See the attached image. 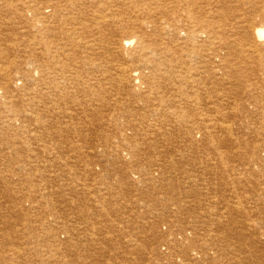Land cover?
<instances>
[{"label": "rangeland", "instance_id": "374dc122", "mask_svg": "<svg viewBox=\"0 0 264 264\" xmlns=\"http://www.w3.org/2000/svg\"><path fill=\"white\" fill-rule=\"evenodd\" d=\"M61 1L63 0L59 2ZM66 1L64 0V2ZM72 1L69 0L70 3ZM80 1H73L74 4L72 3V6L67 10L65 3L61 2L60 4L58 0H52L54 4H58L57 11L61 12L55 14L51 8L46 9L48 4L45 2L52 4L51 0H0V264H39L42 259L41 264H264V47H259V50L255 49L257 52L250 50V45H248L244 34L253 27L254 29L264 27V0ZM20 7L23 8L20 10ZM42 7H44L43 11ZM149 9L151 12L148 11ZM50 14L55 15L54 19H51L52 22L50 20L46 23L43 18ZM42 16L44 17L42 18ZM35 17L39 21L35 20ZM73 18H76V21ZM178 18L182 19L180 23L174 22ZM55 20L58 22L55 23ZM163 20L168 24H164L162 27V24L165 23L162 22ZM35 21H43L41 22L43 24ZM152 22H156L158 26ZM140 23H144L142 29L138 26ZM41 27H44V30ZM161 27L165 29L162 30ZM186 27H189V30ZM66 28L70 30L67 29V32ZM220 28L226 32L218 34L217 32L222 31ZM245 28L248 30L245 31ZM55 29L59 30L55 31ZM206 29L216 34L218 46L216 41L213 43L212 40L207 39L209 35L204 34ZM141 30H145V32H141ZM202 30L204 33L201 34ZM49 32L51 33L49 34ZM116 32L119 33L118 36ZM114 33L117 37L116 40L122 38L124 34L143 37L147 43L151 42L148 45L152 47L150 49H154L152 45L156 43L158 52L163 57L152 55L150 54L152 51L149 52V50H140L139 43L136 41L130 48L122 50H118L115 45L110 44V47L107 40L110 38L108 41H111V36ZM160 33L161 35H159ZM196 33L197 35H195ZM51 37L53 40L50 39ZM243 37L246 41L242 39ZM178 41L180 42L177 43ZM186 41L188 45L185 43ZM207 42H211L210 45ZM58 43L63 46L58 47ZM200 43L203 45L201 44V46ZM35 44L37 47H34ZM258 44L261 45L259 42ZM41 45L44 47L45 53L41 49ZM205 46L207 47L205 48ZM208 46L211 48L214 46L215 49L212 48L214 51ZM185 47H188V51ZM71 48L72 51H70ZM165 49L167 52L163 51ZM61 50H64V54ZM90 50L94 52L90 53ZM247 50L248 52H246ZM33 51L35 52L33 53ZM104 51L105 53H103ZM215 51L219 55L214 54ZM72 52H74V56L71 55ZM120 52L123 56H120ZM212 52L214 53L212 54ZM46 53L48 54L46 55ZM192 53H195L197 57ZM52 54L55 60L50 59ZM204 54L209 56L207 58L209 60L205 59ZM34 55H42V58L36 57V59ZM68 55L71 57L69 58ZM213 55L216 56L213 57ZM62 56L65 60L62 59ZM111 56H113V62H111ZM84 58L88 60L85 62ZM40 59H44L45 62L41 63ZM117 59H119V63ZM146 59H151L157 64L165 62L171 65L170 68L177 66L179 72L186 71V76L191 81L188 80L189 83L184 81V87L182 86L179 91L178 98H175L167 87V90L163 89L164 91H162L161 89L160 93L152 90L153 94L149 93V95L148 92L143 95L142 91L145 92L146 89L140 87L141 90H135L137 94L129 96L131 91L135 92L133 91L134 86L129 82L123 86L119 84L129 93L123 95L121 102L129 111L133 108L139 111L144 108L142 101L154 104V101L157 100L156 107H160L168 113L169 117L173 118L168 120L171 123L167 129L171 128L174 135L168 133L166 136L160 132L162 131L163 117H151L152 113L144 115L146 108L139 111L138 115H119L116 112L115 101L109 100L111 95L107 92L101 94L100 86L102 84H104L102 85L104 88L110 89L109 84L113 83L110 82V78L117 79V72L114 71L117 65H127L128 67L142 65ZM166 59L167 61H165ZM179 59L182 60V64ZM170 60L174 62L172 63ZM207 61L208 63H206ZM60 63L63 66L60 67ZM72 64L73 67H70ZM198 64H202V66ZM230 64L236 65L232 68ZM55 66H57L56 69ZM169 67L163 66L162 70L167 71ZM105 73H108L107 77ZM81 76L84 79H81ZM32 77L37 83L33 81ZM53 77L54 80H52ZM192 77L193 79H191ZM200 79H204L205 83L209 81L210 85L204 84V81ZM38 81L47 84L48 88ZM46 81H49V84ZM73 81L75 82L73 83ZM194 83L197 88L195 90L188 89ZM73 85H77L74 87L78 88L77 92ZM34 87H37V90ZM163 87L164 85H162ZM71 88L74 96L71 94ZM199 88L200 90H198ZM50 93L53 97L49 95ZM162 93H165L166 96ZM38 95L41 96L37 97ZM59 96L61 99H58ZM138 96H141L142 100L140 98L139 101ZM91 97H93L92 100ZM193 97H195L194 100ZM100 101L104 102L103 105L108 104L109 106L105 107L101 113H95L93 107H98ZM163 101L168 103L163 105ZM171 101L174 103L170 106ZM60 102L65 106L60 104V110L56 111L55 108ZM79 102L80 105L87 107V110L85 109L81 114L80 112L72 113L73 110L70 109H73ZM44 105H48V110ZM173 106L180 110L178 111L181 113L179 120L176 118L177 116L173 117L175 110L172 108ZM44 109H46L44 115L47 118L42 115L43 112L41 113ZM63 109H68V114L65 112L66 117L65 113L61 112L63 114H61V118L60 114L58 116L56 113ZM26 112L29 114H25ZM115 112L116 115H114ZM50 113H54L52 117L54 115L56 117L50 118ZM37 115V118H33ZM140 116H146L148 119L141 120ZM115 117L116 119H114ZM27 118L31 119L27 120ZM47 121L48 130L42 127V122L45 124ZM143 121L145 122L143 123ZM31 122L33 125L30 124ZM61 123L62 125H60ZM127 123L134 126L137 123L136 132L141 138L139 142L146 143L147 141V144L143 145L142 143L141 151L128 150L129 154L131 153V156L134 157L130 158L131 156L124 151H111L100 146L104 139L109 138L108 136L111 134L116 136L120 133L114 131L115 125L128 126ZM8 127L11 129L9 130ZM56 131L59 133L57 134ZM203 135H207V137H203ZM155 136L156 138L164 137L166 140L162 138L156 140ZM171 136L173 139L169 138ZM133 138L131 141L134 140ZM161 141H166V144ZM153 142L157 146L149 147L148 145ZM21 143L23 145H20ZM53 145L55 146L53 147ZM120 152L124 153L122 155L123 163L118 157ZM138 159H141L142 162H136ZM157 160L161 161L157 164ZM153 162L157 165L155 166ZM138 167L140 168L138 169ZM144 168L149 172L146 176H143L142 173ZM139 173H142V176ZM1 174L5 180L1 179ZM68 174L71 176L69 177ZM17 175H20L19 178ZM60 175L63 176L60 178ZM148 179L150 180L148 181ZM4 182L5 184H3ZM103 215L107 216L103 218ZM184 227H188V229L190 227L186 234L181 230ZM15 253L16 256H14Z\"/></svg>", "mask_w": 264, "mask_h": 264}, {"label": "bare ground", "instance_id": "6f19581e", "mask_svg": "<svg viewBox=\"0 0 264 264\" xmlns=\"http://www.w3.org/2000/svg\"><path fill=\"white\" fill-rule=\"evenodd\" d=\"M5 1V0H4ZM50 1V0H49ZM60 0H58V2H59ZM74 2H75V0H73ZM73 1H72V3H73ZM80 1V0H79ZM150 1V0H149ZM154 1H156V0H154ZM7 2V1H6ZM51 2H52V0H51ZM50 2V3H51ZM62 3H65L64 5L66 6V8H67V10L70 8V6H72V3H70L69 2V0H67L66 2H64V0L63 1H61ZM61 2H59L60 4H61ZM153 2V1H152ZM160 2V1H159ZM182 2V1H181ZM180 2V3H181ZM191 2V1H190ZM194 2H196L195 0H194ZM8 3V2H7ZM10 3V2H9ZM12 3V2H11ZM45 3H47L48 5L46 6V9H48V8H51L52 10H53V13H55V14H60L58 11H57V9L56 8H58L57 6H58V4L56 5V4H54L53 2H52V4H49L48 2H45ZM77 3H78V1H77ZM80 3H81V1H80ZM149 3V2H148ZM154 3V2H153ZM152 3V4H153ZM156 3V2H155ZM40 5H41V3H39ZM44 4V3H43ZM59 4V5H60ZM74 4V3H73ZM182 4V3H181ZM194 4H196V3H194ZM198 4V3H197ZM196 4V5H197ZM12 5V4H11ZM37 5V4H36ZM35 5V6H36ZM45 5V4H44ZM43 5V6H44ZM63 5V6H64ZM148 5V4H147ZM191 5V4H190ZM34 6V7H35ZM76 6V5H75ZM74 6V7H75ZM79 6V5H78ZM163 6V5H162ZM33 7V8H34ZM60 7H62L61 5H60ZM195 7V6H194ZM196 7H198V6H196ZM23 8V7H22ZM21 7H20V10L22 9ZM29 8V7H28ZM32 8V7H31ZM36 8V7H35ZM35 8H34V10H35ZM43 9H42V11L44 10V7H42ZM63 8H65V7H63ZM62 8V9H63ZM149 8V7H148ZM161 8V7H160ZM200 8V7H199ZM61 9V8H60ZM75 9V8H74ZM102 9V8H101ZM182 9V8H181ZM193 9V8H192ZM19 10V11H20ZM29 10V9H28ZM31 10V9H30ZM37 10V9H36ZM41 10V9H40ZM66 10V9H65ZM65 10H63V11H65ZM72 10V9H71ZM70 10V11H71ZM151 10H153V9H151ZM194 10H196V9H194ZM193 10V11H194ZM60 11V10H59ZM62 11V10H61ZM73 11V10H72ZM139 11V10H138ZM148 11H150V9L148 10ZM203 11V10H202ZM202 11H200V12H202ZM46 12V11H45ZM151 12V11H150ZM20 13H21V11H20ZM66 13V12H65ZM73 13H74V11H73ZM72 13V14H73ZM146 13H149V12H146ZM155 13V12H154ZM22 14H23V11H22ZM35 14H38V13H35ZM45 15V14H44ZM47 15V14H46ZM62 15V14H61ZM68 15V14H67ZM70 15H71V13H70ZM69 15V16H70ZM143 15H145V14H143ZM167 15V14H166ZM40 16H41V14H40ZM53 16H55L54 14H50V16H48V17H44V16H42V18H43V20L46 22V23H48V22H50V20L51 19H54L53 18ZM57 16H59V15H57ZM56 16V17H57ZM104 16V15H103ZM103 16H102V18H103ZM169 16V15H168ZM167 16V17H168ZM191 16V15H190ZM193 16V15H192ZM66 17V16H65ZM64 17V18H65ZM167 17H166V19H167ZM37 18H39L38 16H37ZM59 18V17H58ZM99 18V17H98ZM102 18H100L101 20H102ZM105 18H106V16H105ZM168 18H171V17H168ZM186 18H188V17H186ZM190 18V17H189ZM192 18H194V17H192ZM197 18H199V17H197ZM60 19V18H59ZM68 20H69V18H67ZM72 19V18H71ZM74 19V18H73ZM76 19V18H75ZM74 19V20H75ZM96 19V18H95ZM154 19H156V18H154ZM175 19V18H174ZM35 20H37L36 19V17H35ZM103 20H105V19H103ZM150 20V19H149ZM161 20V19H160ZM182 19H180V18H178L177 19V21H174V22H179L180 23V21H181ZM185 20V19H184ZM189 20V19H188ZM37 21H39V20H37ZM37 21H35L36 23H41V22H43V21H40V22H37ZM76 21V20H75ZM98 21V20H97ZM152 21V20H151ZM155 21V20H154ZM168 21H170L169 19H168ZM172 21V20H171ZM194 21V23H195V20H193ZM51 22H52V20H51ZM58 22V21H57ZM56 22V20H55V23H57ZM67 22V21H66ZM103 22V21H102ZM105 22V21H104ZM162 22H165L164 20L162 21ZM174 22H173V24H174ZM184 22V21H183ZM183 22H181V23H183ZM196 22H198V21H196ZM45 23V24H46ZM172 23V22H171ZM170 23V24H171ZM43 23H41V25H42ZM61 24V23H60ZM68 24V23H67ZM102 24V23H101ZM104 24V23H103ZM145 24H146V22H145ZM152 24H154L155 26H158V24L156 23V22H152ZM160 24V23H159ZM164 24H168V22L166 23H163L162 24V27H163V25ZM196 24V23H195ZM53 25V24H52ZM52 25H49V26H52ZM65 26H66V23L64 24ZM71 25H72V23H71ZM74 25V24H73ZM186 25V24H185ZM205 25V24H204ZM216 25V24H215ZM214 25V26H215ZM35 26V25H34ZM45 26V25H44ZM57 26H59L58 24H57ZM62 26H63V23H62ZM67 26H69V24L67 25ZM138 26H140L139 28L140 29H142L143 27L142 26H144V23H140ZM147 26H149V25H147ZM151 26V25H150ZM187 26H189V25H187ZM191 26V25H190ZM196 26V25H195ZM199 26V25H198ZM202 26V25H201ZM250 26V25H249ZM248 26V27H249ZM252 26H253V24L251 25V28H252ZM256 26V25H255ZM160 27V26H159ZM159 27H158V30H159ZM161 27V29L163 30V29H165V28H162ZM177 27V26H176ZM219 27V26H218ZM36 28V27H35ZM38 28V27H37ZM42 28V27H41ZM41 28H39L40 30H41ZM46 28V27H45ZM47 28H49V27H47ZM51 28V27H50ZM54 28H55V25H54ZM56 28H58V27H56ZM62 28V27H61ZM64 28V27H63ZM70 28V27H69ZM146 28H148V27H146ZM150 28V27H149ZM167 28V27H166ZM183 28V27H182ZM187 28V27H186ZM189 28V27H188ZM187 28V29H188ZM200 28V27H199ZM222 28V27H221ZM220 28V29H221ZM250 28V29H251ZM257 28V27H256ZM43 30H44V27L42 28ZM68 28H66V31L68 32V30H70V29H68ZM139 29V30H140ZM156 29V31H157V27L155 28ZM160 29V30H161ZM169 29H172V28H169ZM174 29V28H173ZM183 29H185V27L183 28ZM194 29V28H193ZM202 29V28H201ZM200 29V30H201ZM204 29V28H203ZM208 29V28H207ZM207 29H206V32L204 33L203 32V30L201 31V34L202 33H204V34H207V35H209V38H207V39H210V40H212V42L213 43H215V41H216V45L218 46V43H217V37H215L216 36V34L214 35L213 34V31H207ZM211 29H213V28H211ZM246 29L247 28H245V31H246ZM47 30V29H46ZM51 30V29H50ZM53 30V29H52ZM57 29H55V31H56ZM59 30V29H58ZM57 30V31H58ZM61 30V29H60ZM116 31H118L117 29H115ZM115 30H113V31H115ZM149 30H151V29H149ZM176 30V29H175ZM180 30V29H179ZM189 30V29H188ZM196 30V29H195ZM222 30V29H221ZM248 30V29H247ZM49 31V30H48ZM65 31V32H66ZM142 31H144L145 32V30H141V32ZM178 31V30H177ZM177 31H176V33H177ZM191 32H192V30H190ZM189 31V32H190ZM217 31H218V29H217ZM244 31V32H245ZM34 32H35V30H34ZM37 32V31H36ZM44 32V31H43ZM62 32V31H61ZM64 32V31H63ZM118 32H121V31H118ZM118 32H116L117 34V36L119 35V33ZM224 32H226V30H222V31H220V32H217L218 34L220 33V34H222V33H224ZM45 33L47 34V32L45 31ZM45 33H43L44 35H45ZM51 32H49V34H50ZM53 33V32H52ZM158 33V32H157ZM199 33H200V31H199ZM37 34V33H36ZM39 34V33H38ZM42 34V35H43ZM55 34H58V33H55ZM54 34V35H55ZM65 34V33H64ZM147 34V33H146ZM163 34H164V32H163ZM168 34V33H167ZM179 34V33H178ZM203 34V35H204ZM218 34H217V36H218ZM245 39L247 38V41H248V45H250L249 46V48H250V50L252 49V50H259V47H264V27H259V28H257V29H254V27L250 30V31H246L245 33ZM40 35V34H39ZM61 35V34H60ZM65 35H67V34H65ZM116 35H115V33L111 36L112 37V39H111V41H108L107 40V42H108V44H109V46H110V44L111 45H115L117 48H118V50H122L123 48H130L131 46H132V44H133V42L134 41H136V42H138L139 43V49L140 50H142V51H147V50H149V52L150 51H152L150 54H152V55H156L157 57L158 56H162L161 54H159V52H158V47H157V44L156 43H154L152 46H154V49H150V47L148 46L151 42H146V41H144L145 39H143V37H139V36H136V35H128V34H124L123 36H122V38H120V39H117L116 40ZM151 35V34H150ZM155 35H158V34H155ZM159 35H161V33L159 34ZM170 35V34H169ZM172 35V34H171ZM187 35H189V34H187ZM186 35V36H187ZM194 35V34H193ZM195 35H197V33L195 34ZM50 36V35H49ZM163 36H166V35H163ZM168 36V35H167ZM176 36V35H175ZM41 37V36H40ZM43 37V36H42ZM54 37V36H53ZM56 37V36H55ZM103 37H105V36H103ZM161 37V36H160ZM177 37V36H176ZM212 37V38H211ZM45 38V37H44ZM43 38V39H44ZM65 38V37H64ZM153 38V37H152ZM156 38V37H155ZM157 38H158V36H157ZM180 38V37H179ZM194 38V37H193ZM38 38L36 37V40H37ZM49 39V38H48ZM50 39H52V37L50 38ZM56 39H60V38H56ZM186 39V38H185ZM189 39V38H188ZM196 39V38H195ZM242 39H244V37L242 38ZM244 39V40H245ZM35 40V41H36ZM46 40V39H45ZM53 40V39H52ZM55 40V39H54ZM105 40V39H104ZM148 40V39H147ZM151 40V39H150ZM159 40H160V38H159ZM163 40V39H162ZM181 40V39H180ZM184 40V39H183ZM187 40V39H186ZM197 40V39H196ZM203 40V39H202ZM39 41V40H38ZM41 41V40H40ZM43 41V40H42ZM51 41V40H50ZM56 41V40H55ZM54 41V42H55ZM63 41H65V40H63ZM158 41V40H157ZM198 41H200V40H198ZM246 41V40H245ZM58 42V41H57ZM60 42V41H59ZM111 42V43H110ZM145 42V43H144ZM154 42V41H153ZM180 41H178L177 43H179ZM188 42H190V41H188ZM194 42V41H193ZM258 42L259 43H261V45H259L258 44ZM50 43V42H49ZM63 44H64V42H62ZM159 43V42H158ZM162 42H160L159 44H161ZM167 43H168V41H167ZM174 43V42H173ZM177 43H175V44H177ZM182 43V42H181ZM186 44H187V41L185 42ZM184 43V44H185ZM198 43V42H197ZM196 43V44H197ZM209 43H211V42H209ZM208 42H207V44H209ZM250 43V44H249ZM51 44V43H50ZM55 44H56V42H55ZM54 44V45H55ZM202 43H200V45H201ZM204 44H206V43H204ZM36 45V44H35ZM43 45V44H42ZM41 45V46H42ZM65 45V44H64ZM147 45V46H146ZM167 45V44H166ZM182 45H183V43H182ZM188 45V44H187ZM192 45V44H191ZM198 45V44H197ZM203 45V44H202ZM201 45V46H202ZM210 45V44H209ZM213 45V44H212ZM247 45V46H248ZM44 46V45H43ZM42 46V50L44 51V47ZM58 47L60 46L59 45V43H58V45H57ZM61 46H63V45H61ZM60 46V47H61ZM163 46V45H162ZM194 46V45H193ZM34 47H37V45L36 46H34ZM66 47H69V46H66ZM95 47V46H94ZM107 47V46H106ZM111 47V46H110ZM116 47H114V48H116ZM178 47V46H177ZM182 47V46H181ZM180 47V48H181ZM207 46H205V48H206ZM209 47V46H208ZM216 47V46H215ZM51 48V47H50ZM70 48V47H69ZM74 48V47H73ZM90 48H92V47H90ZM152 48V47H151ZM159 48H160V46H159ZM166 48H167V46H166ZM186 48V47H185ZM201 48H204V47H201ZM201 48H200V50H201ZM210 49H212V48H214V46L211 48V47H209ZM217 48H219V47H217ZM35 49V48H34ZM45 49H47V48H45ZM49 49V48H48ZM47 49V50H48ZM60 49V48H59ZM66 49H68V48H66ZM93 49V48H92ZM97 49H99V48H97ZM182 49H183V47H182ZM188 49V47L186 48V50ZM192 49H195V48H192ZM198 49H199V47H198ZM215 49V48H214ZM38 50H39V48H38ZM52 50V49H51ZM50 50V51H51ZM54 50V49H53ZM65 50V49H64ZM63 50V51H64ZM73 49L71 48V50L70 51H72ZM74 50H75V48H74ZM96 50V49H95ZM167 49H165V50H163L164 52L166 51ZM169 50V49H168ZM171 50H172V48H171ZM196 50V49H195ZM194 50V51H195ZM205 50H207V49H205ZM213 50V49H212ZM246 50V49H245ZM254 51V52H257V51ZM62 51V50H61ZM62 51V54H64V52ZM67 51V50H66ZM69 51V52H70ZM99 51V50H98ZM109 51V50H108ZM188 51V50H187ZM193 51V52H194ZM202 51V50H201ZM214 51V50H213ZM217 51V50H216ZM215 51V53L214 52H212V54L214 53V54H218V52H216ZM218 51H219V49H218ZM35 51H33V53H34ZM48 52V51H47ZM52 52H54V51H52ZM55 52H56V49H55ZM68 52V53H69ZM75 52V51H74ZM74 52H72V54L71 55H73L74 56ZM92 51L90 50V53H91ZM94 52V51H93ZM92 52V53H93ZM107 52V51H106ZM112 52V51H111ZM113 52H115V51H113ZM167 52V51H166ZM195 52H197V51H195ZM204 52V51H203ZM202 52V53H203ZM206 52V51H205ZM219 52H221V51H219ZM246 52H248V50L246 51ZM252 53H254L253 51H251ZM37 53H38V51H37ZM37 53H35V54H37ZM42 52L40 51V54H41ZM44 53H45V51H44ZM43 53V54H44ZM50 53V52H49ZM67 53V52H66ZM65 53V54H66ZM103 53H105V51L103 52ZM116 53V52H115ZM119 53V52H118ZM117 53V54H118ZM141 53V52H140ZM161 53H162V50H161ZM169 53V52H168ZM177 53V52H176ZM179 53V52H178ZM185 53V52H184ZM183 53V54H184ZM190 53H191V51H190ZM201 53V52H200ZM223 53H225V52H223ZM250 53V52H249ZM39 54V53H38ZM48 53H46V55H47ZM110 54V53H109ZM149 54V53H148ZM170 54V53H169ZM181 54V53H180ZM186 54V53H185ZM193 55H195L196 56V54L195 53H192ZM198 54V53H197ZM207 54V53H206ZM216 54V55H217ZM247 54V53H246ZM251 54V53H250ZM51 55V54H50ZM71 55H70V57H71ZM91 55V54H90ZM94 55V54H93ZM93 55H91V56H93ZM106 55V54H105ZM111 55V54H110ZM115 55V54H114ZM122 54H121V52H120V56H121ZM164 55V54H163ZM171 55H173L172 54V52H171ZM170 55V56H171ZM216 55H213V57L214 56H216ZM219 55V54H218ZM221 55V54H220ZM35 56V55H34ZM42 56V55H41ZM41 56H35V58L36 57H41ZM56 56V55H55ZM57 56H58V53H57ZM102 56H104V54H102ZM101 56V57H102ZM107 56V55H106ZM123 56V55H122ZM145 56H147V55H145ZM149 56V55H148ZM151 56V55H150ZM202 56H203V54H202ZM223 56V55H222ZM68 57H69V55H68ZM69 57V58H70ZM88 57V56H87ZM113 56H111L110 58H111V62H113V58H112ZM115 57V56H114ZM119 57V56H118ZM144 57V56H143ZM163 57V56H162ZM172 58H173V56H171ZM184 57V56H183ZM182 57V58H183ZM187 58H188V56H186ZM197 57V56H196ZM204 57H205V59H207L209 56L208 55H205L204 54ZM210 57H212L211 55H210ZM227 57V56H226ZM42 58V57H41ZM45 58V57H44ZM65 58V57H64ZM90 58V57H89ZM109 58V57H108ZM136 58V57H135ZM171 58V59H172ZM181 58V57H180ZM37 59V58H36ZM50 59H52V60H55V57L53 56V54H52V56H51V58ZM49 59V60H50ZM59 59L61 60V58H60V55H59ZM58 59V60H59ZM62 59H63V56H62ZM104 59V58H103ZM102 59V60H103ZM120 59V58H119ZM119 59H117L118 60V63H119ZM162 59V58H161ZM167 59H169L168 57H167ZM167 59L165 60V61H167ZM189 59V58H188ZM199 59V58H198ZM201 59V58H200ZM204 59V58H203ZM40 60H42V59H40ZM57 60V59H56ZM60 60H59V62H60ZM63 60H65V59H63ZM62 60V61H63ZM74 60V59H73ZM85 62H86V60H88L87 58L85 59H83ZM83 60H81V61H83ZM106 60V59H105ZM116 60V61H117ZM126 60V59H125ZM140 60V59H139ZM155 60V59H154ZM172 60H174V59H172ZM180 60V59H179ZM191 60H193V59H191ZM207 60H209V59H207ZM217 60H218V57H217ZM222 60V59H221ZM220 60V61H221ZM38 61V60H37ZM47 62H48V60H46ZM67 61V60H66ZM66 61H65V64H66ZM72 61V60H71ZM81 61H80V63H81ZM84 61H83V63H84ZM108 61V60H107ZM106 61V63H108ZM128 61V60H127ZM126 61V62H127ZM158 61V60H157ZM159 61H160V59H159ZM171 61V60H170ZM177 61V60H176ZM182 60H180V63L182 64V62H181ZM184 61V60H183ZM193 61H196V60H193ZM202 61V60H201ZM201 61H200V63H201ZM212 61V60H211ZM223 61V60H222ZM221 61V62H222ZM224 61H226V59L224 58ZM41 63L42 62H45V60L43 59L42 61H40ZM52 62H54V61H52ZM73 62V61H72ZM121 62V61H120ZM123 62V61H122ZM133 62V61H132ZM172 62V61H171ZM174 62V61H173ZM172 62V63H173ZM177 62H179V61H177ZM176 62V63H177ZM197 62V61H196ZM195 62V63H196ZM199 62V61H198ZM205 61L203 60V63H204ZM217 62V61H216ZM39 63V62H38ZM50 63V62H49ZM57 63V62H56ZM62 63V62H61ZM61 63H60V67L61 66H63V65H61ZM63 63H64V61H63ZM79 63V64H80ZM89 63V62H88ZM129 63V62H128ZM127 63V64H128ZM144 64H142V65H130L129 67L127 66V65H117L116 67H115V69H114V71H116L117 73V79H115V77H113V78H110V77H108V78H110V82L112 81L113 83H111V84H109V86L111 87L110 89H106V88H104L102 85H104V84H102L101 86H100V91H102L101 92V94L103 93V92H107V93H109L110 95H111V97H109L110 99L109 100H111L112 102H114L115 101V108H116V112L119 114V115H123V114H125L124 116H127L126 114H129L130 116L131 115H138L137 113L140 111H142L144 108H146V109H144V111H146L145 113H144V115L146 114V113H152V115H151V117L152 116H154V117H156L157 118V116H161V117H163L164 119H163V121L161 122L163 125H161L162 126V131H160L163 135L165 134L166 136H168L167 134L168 133H172L173 134V132L169 129H167V126L171 123L170 121H168L169 119H173L172 118V116L171 117H169L168 116V113L166 112V111H164L163 109H160V107L158 108V107H156V105L155 104H157L156 102H157V100H156V102L154 101V104H153V102H144V101H142L143 102V109L142 110H139V111H137V110H134V108H133V110H131V111H129L128 109H126L125 108V106L123 105V103L121 102V98H123V95H125V94H129L128 92H126L124 89H122V86H123V84H125V83H127V82H129V83H131L134 87V90L133 91H135L136 89H140V87L142 88V87H144L145 89H146V91L145 92H143L142 91V93H143V95H145V94H147V92H148V95H149V93H151V94H153V92H152V90H155V91H159L158 93H160V91H161V89H162V91H164L163 89H165V90H167L166 89V87L167 88H169L168 89V91H170L171 90V93L174 95V97L175 98H178V93H179V91H181V89H182V86H183V83H185V82H188L189 83V81L188 80H190V79H188L187 78V76H186V71L184 72L183 71V73L182 72H179L178 71V67L177 66H172L171 68L169 67V66H171L170 64L168 65V64H166L165 62H161L160 64H157L156 62V65H155V63L153 62V61H151V59L149 60V59H146V62H143ZM180 63H178V64H180ZM206 63H208V61L206 62ZM219 63V62H218ZM217 63V64H218ZM222 63H225L226 64V62H222ZM231 63V62H230ZM36 64V63H35ZM46 64V63H45ZM57 64H59V63H57ZM82 64V63H81ZM96 64V63H95ZM112 64V63H111ZM115 64V63H114ZM113 64V65H114ZM194 64V63H193ZM197 64V63H196ZM209 64H210V62H209ZM213 64H214V61H213ZM220 64V63H219ZM228 64H229V61H228ZM239 64V63H238ZM50 66H51V64H49ZM53 65V64H52ZM56 65V64H55ZM74 65H76L75 63H74ZM83 65V64H82ZM82 65H79V66H82ZM198 65H201L202 66V64H198ZM197 65V66H198ZM216 65V64H215ZM214 65V66H215ZM231 65V64H230ZM234 65H236V64H234ZM233 65V66H234ZM47 66V65H46ZM58 66V65H57ZM57 66H55V69H56V67ZM77 66H78V64H77ZM87 66V65H86ZM85 66V67H86ZM97 66V65H96ZM102 66H103V64H102ZM109 66H111V65H109ZM127 66V67H126ZM163 66H168L169 68H167L168 70L167 71H163L162 69H163ZM179 66V65H178ZM180 66H183V65H180ZM185 66V65H184ZM200 66V67H201ZM221 66V65H220ZM222 66H224V65H222ZM233 66L231 65V67L233 68ZM38 67H39V65H38ZM45 67V66H44ZM48 67V66H47ZM54 67V66H53ZM70 67H73V64L70 66ZM85 67H82V68H85ZM105 67V66H104ZM230 67V66H229ZM230 67V68H231ZM59 68V67H58ZM65 68V67H64ZM76 68V67H75ZM79 68V67H78ZM77 68V69H78ZM81 68V67H80ZM101 68H103V67H101ZM109 68V67H108ZM156 68V69H155ZM166 68V67H165ZM205 68H206V66H205ZM208 68V67H207ZM215 68V67H214ZM231 68V69H232ZM39 69V68H38ZM52 69V68H51ZM76 69V70H77ZM86 69V68H85ZM85 69H83V70H85ZM184 69H186L185 67H184ZM190 69V68H189ZM236 69V68H235ZM234 69V70H235ZM42 70V69H41ZM40 70V71H41ZM47 70V69H46ZM48 70H49V68H48ZM53 70V69H52ZM52 70H50V71H52ZM59 70V69H58ZM74 70V69H73ZM97 70V69H96ZM101 70V69H100ZM105 70V69H104ZM110 70V69H109ZM152 70H153V73H152ZM180 70V69H179ZM181 70H183V69H181ZM206 70H208V69H206ZM215 70V69H214ZM43 71V70H42ZM49 71V72H50ZM54 71V70H53ZM66 71V70H65ZM64 71V72H65ZM82 71V70H81ZM92 71H93V69H92ZM99 71V70H98ZM110 71H112V70H110ZM151 71V72H150ZM37 72V71H36ZM56 72V71H55ZM69 72V71H68ZM73 72V71H72ZM75 72V71H74ZM96 72V71H95ZM103 72V71H102ZM108 72V71H107ZM147 72H149V73H147ZM187 72H189V71H187ZM193 72V71H192ZM191 72V73H192ZM45 73V72H44ZM46 73H47V71H46ZM110 73H112V72H110ZM109 73V74H110ZM114 73V72H113ZM203 73V72H202ZM67 74V73H66ZM74 74V73H73ZM98 74H100V73H98ZM106 74V77L108 76L107 74L108 73H105ZM7 75V74H6ZM44 75V74H43ZM46 75V74H45ZM44 75V76H45ZM48 75V74H47ZM55 74H54V72H53V76H54ZM59 75H61L60 73H59ZM64 75V74H63ZM63 75H62V78H64L63 77ZM71 75V74H70ZM75 75V74H74ZM82 75V74H81ZM182 75H185V77H182ZM80 76V75H79ZM48 77V76H47ZM46 77V78H47ZM56 77V76H55ZM72 77V76H71ZM82 77V76H81ZM112 77V76H111ZM207 77V76H206ZM205 77V78H206ZM5 78V77H4ZM38 78V77H37ZM40 78V77H39ZM60 78V77H59ZM61 78V79H62ZM73 78V77H72ZM80 78V77H79ZM92 78V77H91ZM202 78H203V75H202ZM32 79H33V77H32ZM31 79V80H32ZM71 79V78H70ZM81 79H84L83 77L81 78ZM81 79H79V80H81ZM89 79V78H88ZM103 79V78H102ZM104 79H105V77H104ZM191 79H193V77L191 78ZM209 79V78H208ZM35 79H33V81H34ZM47 80H49V79H47ZM51 80V79H50ZM52 80H54V77H53V79ZM92 80V79H91ZM99 80V79H98ZM97 80V81H98ZM108 80V79H107ZM107 80H105V81H107ZM200 80H203L204 81V79H200ZM199 80V81H200ZM58 81V80H57ZM66 81V80H65ZM68 81V80H67ZM101 81H103V80H101ZM100 81V82H101ZM185 81V82H184ZM191 81V80H190ZM35 82V81H34ZM39 82V81H38ZM41 82V81H40ZM39 82V83H40ZM43 82V81H42ZM47 82V81H46ZM49 82V81H48ZM47 82V83H48ZM54 82V81H53ZM56 82V81H55ZM70 82V81H69ZM69 82H67V83H69ZM75 81H73V83H74ZM76 82H77V80H76ZM81 82V81H80ZM83 82V81H82ZM99 82V81H98ZM104 82V81H103ZM109 82V81H108ZM109 82V83H110ZM194 82V81H193ZM35 83H37V82H35ZM64 83H66V82H64ZM96 83V82H95ZM204 84H208V85H210L209 84V81L207 82L206 81V83H205V81L203 82ZM28 84H30L29 82H28ZM41 85H44V84H42V83H40ZM39 84V85H40ZM49 84V83H48ZM51 84H52V82H51ZM51 84L49 85V87L51 86ZM70 85H71V82L69 83ZM69 84H68V86H69ZM119 84H122V86L121 85H119ZM164 85V87L162 88V85ZM33 85H35V84H33ZM78 85H80V84H78ZM82 85V84H81ZM94 85V84H93ZM93 85H92V87H93ZM127 85V84H126ZM125 85V86H126ZM194 85V86H193ZM35 86H38V85H35ZM44 86H46L45 88H48L47 87V84H45ZM53 86V85H52ZM64 86H65V84H64ZM89 86V85H88ZM96 86H98V85H96ZM108 85H107V87H109ZM189 86H191L190 84H189ZM74 87H77V85L76 86H74L73 85V88ZM81 87V86H80ZM79 87V88H80ZM83 87V86H82ZM91 87V86H90ZM89 87V88H90ZM106 87V86H105ZM184 87V86H183ZM199 87V86H198ZM204 87V86H203ZM206 87V86H205ZM34 88H36V90H37V87H34ZM44 88V87H43ZM52 88V87H51ZM55 88V87H54ZM62 88V87H61ZM66 88V87H65ZM64 88V89H65ZM69 87H67V89H68ZM94 88H95V86H94ZM156 88V89H155ZM195 88H197V86H196V84L194 83V84H192V86L190 87V88H188V89H192V90H195ZM200 88H201V86H200ZM200 88L198 89V90H200ZM10 89V88H9ZM39 89V88H38ZM53 89V88H52ZM70 89V88H69ZM72 89V88H71ZM75 89V88H74ZM76 89H78V88H76ZM75 89V91L77 92V90ZM131 89V88H130ZM208 89V88H207ZM42 90V89H41ZM41 90H40V92H41ZM57 90V89H56ZM81 90V89H80ZM93 90V89H92ZM141 90V89H140ZM184 90V89H183ZM202 90V89H201ZM47 91V90H46ZM49 91H50V89H49ZM60 91V90H59ZM62 91V90H61ZM66 91V90H65ZM84 91V90H83ZM98 91V90H97ZM210 91V90H209ZM35 92V91H34ZM37 92V91H36ZM58 92V91H57ZM64 92V91H63ZM70 92V91H69ZM94 92V91H93ZM114 92V93H113ZM183 92V91H182ZM192 92V91H191ZM199 92V91H198ZM206 92V91H205ZM46 93V92H45ZM61 93V92H60ZM68 93V92H67ZM71 93V92H70ZM73 89H72V95H73ZM80 94H81V92H79ZM106 93V94H107ZM165 93H167V92H165ZM164 93V94H165ZM185 93V92H184ZM196 93V92H195ZM33 94V93H32ZM31 94V95H32ZM37 94H39V93H37ZM44 94V93H43ZM47 94V93H46ZM52 94H53V92H52ZM57 94V93H56ZM76 94V93H75ZM90 94V93H89ZM97 94V93H96ZM101 94H100V96H101ZM132 94H137L136 93V91L135 92H130V94H129V96H131ZM141 94V93H140ZM155 94H156V92H155ZM163 94V93H162ZM162 94H160V95H162ZM163 94V95H164ZM170 94V93H169ZM177 94V95H176ZM180 94V93H179ZM209 94V93H208ZM45 95V94H44ZM43 95V96H44ZM49 95H51V93L49 94ZM48 95V96H49ZM66 95V94H65ZM87 95V94H86ZM95 95V94H94ZM93 95V96H94ZM142 95V96H143ZM160 95H159V97H160ZM202 95H204V94H202ZM34 96H36V95H34ZM39 96H41V95H38L37 97H39ZM52 96V95H51ZM55 96H57V95H55ZM63 96V95H62ZM74 96V95H73ZM78 96V95H77ZM134 96V95H133ZM164 96H166V95H164ZM169 96H171V95H169ZM27 97V96H26ZM46 97V96H45ZM53 97V96H52ZM65 97V96H64ZM66 97H68V96H66ZM79 97V96H78ZM97 97H99V96H97ZM126 97V96H125ZM135 97V96H134ZM139 97V96H138ZM155 97H157V96H155ZM19 98V97H18ZM44 98V97H43ZM57 98V97H56ZM60 98V96L58 97V99ZM69 98V97H68ZM71 98H72V96H71ZM70 98V99H71ZM85 98H86V96H85ZM92 98L93 97H91V100H92ZM132 98V97H131ZM140 98H141V100H142V97L140 96L139 97V101H140ZM194 98L195 97H193L192 99L194 100ZM7 99V98H6ZM35 99H36V97H35ZM39 99H41V98H39ZM55 99V98H54ZM61 99V98H60ZM65 99V98H64ZM96 99V98H95ZM106 99V98H105ZM146 99V98H145ZM155 99V98H154ZM159 99H161V98H159ZM165 99V98H164ZM170 99H171V97H170ZM42 100V99H41ZM46 100V99H45ZM98 100V99H97ZM132 100H133V98H132ZM35 101V100H34ZM81 101V100H80ZM86 101V100H85ZM123 101V100H122ZM146 101V100H145ZM147 101H148V99H147ZM151 101V100H150ZM152 101H153V99H152ZM161 101V100H160ZM178 101H180L179 99H178ZM188 101V100H187ZM208 101V100H207ZM41 102V101H40ZM48 102V101H47ZM87 102V101H86ZM85 102V103H86ZM92 102V101H91ZM112 102H110V103H112ZM58 103V102H57ZM64 103V102H63ZM102 103H104L103 101L101 102L100 101V105H98V107H93L92 109L94 110V112L95 113H101L102 112V110L105 108V107H108L109 105L107 104V105H103ZM107 103V102H106ZM168 102H166V101H163V105H166ZM174 103V101H171V103H170V106L172 105ZM44 104V103H43ZM51 104H52V102H51ZM53 104H54V102H53ZM60 104H62L61 102L59 103V105H57L56 106V108H55V110L57 111V110H60V107L59 106H61ZM81 104H83V103H81ZM89 104V103H88ZM87 104V105H88ZM93 104V103H92ZM99 104V103H98ZM102 104V105H101ZM126 104V103H125ZM129 104V103H128ZM131 104V103H130ZM176 104V103H175ZM174 104V105H175ZM177 104H178V102H177ZM176 104V105H177ZM191 104V103H190ZM35 105V104H34ZM136 105V104H135ZM188 105V104H187ZM45 106V105H44ZM48 106V105H47ZM47 106H45L46 107V109H47ZM62 106H63V104H62ZM65 106V105H64ZM63 106V107H64ZM93 106V105H92ZM91 106V107H92ZM129 106V105H128ZM127 106V107H128ZM43 107V106H42ZM52 107V106H51ZM54 107H55V105H54ZM53 107V108H54ZM89 107V106H88ZM130 107V106H129ZM168 107V106H167ZM35 108H36V105H35ZM73 108V107H72ZM78 108V109H77ZM87 107H85L84 105L82 106V105H80V102H79V104H77L73 109H70V110H73L72 111V113H76V112H80V114L82 113V111H83V113H84V111H85V109H86ZM112 108V107H111ZM131 108V107H130ZM138 108H139V106H138ZM162 108V107H161ZM170 108V107H169ZM173 109H175L174 110V113H173V117H175V116H177L176 118L179 120V118L181 117L180 115H181V113L180 112H178V111H180V110H177L176 108H178V107H172ZM37 109V108H36ZM35 109V110H36ZM39 110H40V108H38ZM46 109H44V110H42L41 111V113L43 112V114L42 115H44V111L46 110ZM51 109V108H50ZM61 109H62V107H61ZM65 109V108H64ZM63 109V111H60V112H57L56 114L58 115V114H60V117L62 118V113H67L68 112V109L67 110H64ZM113 109V108H112ZM166 109V108H165ZM48 110V109H47ZM87 110V109H86ZM111 110V109H110ZM169 110H172V109H169ZM211 110V109H210ZM37 111V110H36ZM113 111H115V110H113ZM31 112V111H30ZM49 112H51L50 110H49ZM48 111H47V113H49ZM62 112V113H61ZM70 112V111H69ZM93 112V111H92ZM109 112H111V111H109ZM116 112H115V114L114 115H116ZM182 112V111H181ZM29 114V112H26L25 114ZM37 113H38V111H37ZM65 113V115H66V117H67V114ZM171 113V114H172ZM190 113V112H189ZM21 114H22V112H21ZM20 114V115H21ZM54 114V113H53ZM52 113H50L49 115H51V117L50 118H55L56 117V115H54L53 117H52V115H53ZM62 114V115H61ZM170 114V113H169ZM188 114V113H187ZM31 116H32V112H31V114H30ZM29 115V116H30ZM34 115H36L35 113H34ZM42 115H40V116H42ZM48 115V114H47ZM70 115V114H69ZM68 115V116H69ZM73 115V114H72ZM78 116H79V114H77ZM84 115V114H83ZM82 115V116H83ZM186 115V114H185ZM184 115V116H185ZM30 116V117H31ZM40 116H39V118H40ZM45 116V115H44ZM44 116H43V119H44ZM59 116V115H58ZM57 116V117H58ZM77 116V117H78ZM113 116V115H112ZM111 116V118H113ZM188 116H190V115H188ZM210 116V115H209ZM38 117V115L37 116H34L33 118H37ZM46 118H47V116H45ZM49 117V116H48ZM75 117V116H74ZM73 117V118H74ZM80 117V116H79ZM117 117H118V115H117ZM134 117V116H133ZM21 118H23V116L21 115ZM33 118H32V121H33ZM105 118V117H104ZM103 118V119H104ZM123 118V117H122ZM160 118V117H159ZM189 118V117H188ZM28 119H31V118H27V120ZM42 119V118H41ZM40 119V120H41ZM114 119H116V117L114 118ZM126 119V118H125ZM128 119V118H127ZM140 119L141 120H144V119H148L146 116H140ZM176 119V120H177ZM23 120H24V118H23ZM35 120H37V119H35ZM58 120V119H57ZM63 120H65V119H63ZM82 120V119H81ZM85 120V119H84ZM107 120V119H106ZM133 120V119H132ZM158 120V119H157ZM175 120V121H176ZM177 120V121H178ZM183 120V119H182ZM11 121V120H10ZM9 121V122H10ZM31 121V120H30ZM42 121V120H41ZM72 121V120H71ZM185 121H186V119H185ZM195 121V120H194ZM16 122V121H15ZM24 122H26V121H24ZM49 122H51V121H49ZM93 122V121H92ZM136 122V121H135ZM145 121H143V123H144ZM148 122H150L149 120H148ZM159 122V121H158ZM159 122V123H160ZM174 122V121H173ZM181 122V121H180ZM28 123V122H27ZM33 122H31L30 124H32ZM35 123H37V122H35ZM39 123V122H38ZM37 123V124H38ZM72 123V122H71ZM96 123V122H95ZM116 123V122H115ZM132 123V122H131ZM139 123H140V121H139ZM151 123H155V122H151ZM9 124V123H8ZM7 124V125H8ZM16 124V123H15ZM40 124H41V122H40ZM42 124H43V126L42 127H44L45 129H47L48 130V121H47V123L45 122V124H44V122H42ZM54 124V123H53ZM136 125L134 126V125H131V124H129L128 125V123L126 124V125H128V126H123V125H115L114 126V131H119L120 133H118L116 136L115 135H110V136H108L109 138H107V139H104V142H103V144H101L100 146H102V147H104V148H106V149H108V150H111V151H124V152H126L128 155H130L131 156V153L129 154V151L128 150H131V151H136V152H138V151H141L142 149H143V146H142V143L143 142H139V140H141V138H139V135L137 134V132H136V130H137V128H136V126H137V123H135ZM149 124V123H148ZM158 124V123H157ZM156 124V125H157ZM175 124V123H174ZM179 124V123H178ZM183 124H185V122H184V120H183ZM208 124V123H207ZM33 125V124H32ZM51 125V124H50ZM49 125V126H50ZM60 125H62V123L60 124ZM73 125V124H72ZM71 125V126H72ZM93 125V124H92ZM106 125V124H105ZM110 125V124H109ZM180 125V124H179ZM196 125V124H195ZM8 126H10V125H8ZM15 126V125H14ZM53 126V125H52ZM54 126H55V124H54ZM96 126V125H95ZM121 126V127H120ZM141 126V125H140ZM153 126V125H152ZM172 126V125H171ZM11 127H12V124H11ZM11 127L9 128V130L11 129ZM28 127V126H27ZM26 127V128H27ZM36 127H37V125H36ZM57 127H59V126H57ZM142 127H143V125H142ZM147 128H148V126H146ZM160 127V126H159ZM186 127H188V126H186ZM7 128V129H8ZM50 128H52V127H50ZM49 128V129H50ZM72 128V127H71ZM95 128V127H94ZM97 128V127H96ZM110 128V127H109ZM209 128V127H208ZM211 128V127H210ZM209 128V129H210ZM21 129V128H20ZM54 129V128H53ZM55 129H56V127H55ZM62 129V128H61ZM77 129V128H76ZM79 129V128H78ZM77 129V130H78ZM84 129V128H83ZM145 129V128H144ZM150 129V128H149ZM173 129V128H172ZM208 129V130H209ZM46 130V131H47ZM57 130V129H56ZM109 130V129H108ZM151 130V129H150ZM156 130V129H155ZM186 130H188V129H186ZM28 131V130H27ZM31 131V130H30ZM45 131V130H44ZM51 131H53L52 129H51ZM193 131V130H192ZM201 131V130H200ZM54 133H55V131H53ZM57 132V134L59 133L58 131H56ZM60 132H61V130H60ZM80 132V131H79ZM159 132V131H158ZM157 132V133H158ZM189 132V131H188ZM46 133H48V132H46ZM66 133V132H65ZM69 133V132H68ZM115 133V132H114ZM129 133H131V135H129ZM199 133H202V132H199ZM198 133V135H201V134H199ZM50 134V133H49ZM61 134V133H60ZM59 134V135H60ZM81 134V133H80ZM103 134V133H102ZM106 134V133H105ZM109 134V133H108ZM107 134V135H108ZM140 134V133H139ZM175 134H176V132H175ZM207 134H209V133H207ZM97 135V134H96ZM148 135V134H147ZM174 135V134H173ZM211 135V134H210ZM35 136V135H34ZM75 136H77V135H75ZM145 136V135H144ZM158 136H160V135H158ZM207 137V135H203V137ZM212 136V135H211ZM56 137H57V135H56ZM62 137H63V135H62ZM69 137V136H68ZM82 137V136H81ZM100 137V136H99ZM133 137H135V138H133ZM149 137V136H148ZM201 137H202V135H201ZM36 138H37V136H36ZM35 138V139H36ZM80 138V137H79ZM101 138V137H100ZM131 138H133L134 140H132L131 141ZM155 138H156V136H155ZM160 138H162V137H158V138H156V140L157 139H160ZM169 138H171V139H173L172 138V136L171 137H169ZM168 138V139H169ZM31 139V138H30ZM63 139V138H62ZM96 139V138H95ZM99 139V138H98ZM154 139V138H153ZM162 139H164V137L162 138ZM205 139V138H204ZM16 140V139H15ZM66 140H67V138H66ZM143 140V139H142ZM164 140H166V139H164ZM206 140V139H205ZM214 140H215V138H214ZM12 141H13V139H12ZM19 141V140H18ZM35 141V140H34ZM73 141V140H72ZM86 141V140H85ZM153 141V140H152ZM151 141V142H152ZM155 141V140H154ZM168 141H170V140H168ZM167 141V142H168ZM197 141V140H196ZM54 142V141H53ZM52 142V144H54ZM68 142V141H67ZM145 142V141H144ZM156 142H158V141H156ZM161 142H163V141H161ZM166 142V141H165ZM165 142H163V144L165 143ZM213 142V141H212ZM215 142V141H214ZM20 143V142H19ZM22 143H24V142H22ZM20 144V145H23V144ZM63 143H65V142H63ZM91 143V142H90ZM150 143V142H149ZM197 143V142H196ZM202 143V142H201ZM15 144H16V142H15ZM18 144V143H17ZM61 144H62V142H61ZM79 144V143H78ZM82 144V143H81ZM144 144H147V141H146V143H143V145ZM158 144V143H157ZM166 144V143H165ZM168 144H169V142H168ZM167 144V145H168ZM171 144V143H170ZM213 144V143H212ZM211 144V145H212ZM74 145V144H73ZM14 146V145H13ZM52 146V145H51ZM55 145H53V147H54ZM57 146V145H56ZM94 146H97V145H94ZM99 146V145H98ZM142 146V147H141ZM149 147L150 146H154V147H156L157 145H155V143L153 142L152 144H149L148 145ZM158 146H160V145H158ZM171 146V145H170ZM208 146H210L209 144H208ZM18 147V146H17ZM24 147V146H23ZM62 147V146H61ZM64 147V146H63ZM74 147V146H73ZM78 147V146H77ZM81 147V146H80ZM56 148V147H55ZM57 148H58V146H57ZM65 148V147H64ZM67 148V147H66ZM75 148V147H74ZM145 148V147H144ZM160 148V147H159ZM162 148V147H161ZM168 148V147H167ZM54 149V148H53ZM76 149V148H75ZM163 149H164V147H163ZM160 153H161V151H160ZM124 153L123 152H120V154H119V156L118 157H120V161L123 163L124 162V160H122V155H123ZM133 154V153H132ZM133 156V155H132ZM132 156L130 157V158H132ZM134 157V156H133ZM162 158H164V157H162ZM125 159V158H124ZM131 160V159H130ZM119 161V160H118ZM161 160H157L156 161V163L158 164L159 162H160ZM14 162V161H13ZM120 162V163H121ZM136 162H142V160L141 159H138ZM65 163V162H64ZM128 163V162H127ZM130 163V162H129ZM154 163V162H153ZM152 163V164H153ZM10 164H13V163H10ZM62 164V163H61ZM155 164V163H154ZM157 164H155V166L157 165ZM163 164V163H162ZM6 165V164H5ZM14 165V164H13ZM64 165V164H63ZM125 165H126V163H125ZM7 166V165H6ZM64 166H66V164L64 165ZM130 166V165H129ZM136 166V165H135ZM139 166V165H138ZM160 166V165H159ZM6 168V167H5ZM140 167H138V169H139ZM146 168V167H145ZM144 168V169H145ZM156 168H158V167H156ZM160 168V167H159ZM9 170V169H8ZM19 170V169H18ZM3 171V170H2ZM171 171V170H170ZM173 171V170H172ZM175 171V170H174ZM173 171V172H174ZM14 172H16V171H14ZM18 172V171H17ZM16 172V173H17ZM65 172V171H64ZM175 172H177V171H175ZM136 173H138V172H136ZM143 176H146V175H148L149 174V172H148V170L146 171V169L145 170H143ZM142 173H139L140 175L142 174ZM158 173V172H157ZM164 173V172H163ZM171 173V172H170ZM6 174V173H5ZM67 174V173H66ZM2 175V174H1ZM158 175V174H157ZM161 175V174H160ZM174 175V174H173ZM12 176H14V175H12ZM11 176V177H12ZM18 176V175H17ZM20 176V175H19ZM19 176H18V178H19ZM63 176V175H62ZM61 175H60V178L62 177ZM68 176H69V174H68ZM71 176V175H70ZM69 176V177H70ZM142 176V175H141ZM162 176H165V175H162ZM161 176V177H162ZM55 177H57L56 175H55ZM79 177V176H78ZM170 177H171V175H170ZM7 178V177H6ZM22 178V177H21ZM20 178V179H21ZM58 178V177H57ZM1 179L3 180H5V177L2 175L1 176ZM25 179V178H24ZM2 180H1V182H2ZM22 180V179H21ZM20 180V181H21ZM30 180V179H29ZM140 180H141V178H140ZM140 180H138V181H140ZM150 179H148V181H149ZM14 181V180H13ZM145 181V180H144ZM147 181V182H148ZM151 181H152V179H151ZM10 182V181H9ZM15 182V181H14ZM19 182V181H18ZM26 182H28V181H26ZM134 182V181H133ZM142 182V181H141ZM13 183V182H12ZM21 183V182H20ZM30 183H31V181H30ZM3 184H5V182L3 183ZM26 184V183H25ZM7 185V184H6ZM135 185H137V184H135ZM163 187V186H162ZM69 188V187H68ZM73 188V187H72ZM76 189V188H75ZM78 192V191H77ZM104 200V199H103ZM102 200V201H103ZM107 202V201H106ZM180 203V202H179ZM102 204H104V203H102ZM174 205V204H173ZM172 206V205H171ZM66 207H67V205H66ZM65 207V208H66ZM178 207V206H177ZM69 208V207H68ZM119 208V207H118ZM107 215H103L102 217L104 218V217H106ZM102 217H100V218H102ZM6 222V221H5ZM7 223V222H6ZM5 224V223H4ZM100 224V223H99ZM10 227V226H9ZM94 227V226H93ZM104 227V226H103ZM44 228V227H43ZM42 228V229H43ZM189 229H190V227H189ZM189 229H188V227H184V228H182L181 230H182V232L184 233V234H186V233H188V231H189ZM193 229V228H192ZM9 231V230H8ZM191 231V230H190ZM6 232H7V230H6ZM103 232V231H102ZM182 234V233H181ZM173 236V235H172ZM51 237H53V236H51ZM111 240V239H110ZM3 241V240H2ZM28 241V240H27ZM56 241V240H55ZM92 241V240H91ZM39 243V242H38ZM30 245V244H29ZM38 245V244H37ZM40 245V244H39ZM181 247V246H180ZM179 247V248H180ZM33 249V248H32ZM28 249H26V251H27ZM40 250V249H39ZM29 251H31V250H29ZM33 251H35V250H33ZM28 252V251H27ZM40 252V251H39ZM44 252H45V250H44ZM43 252V253H44ZM22 253V252H21ZM30 253H33V252H30ZM49 253H50V251H49ZM25 254H27V253H25ZM29 254V253H28ZM36 254V253H35ZM45 254H47V253H45ZM51 254V253H50ZM19 255V254H18ZM31 255V254H30ZM34 255V254H33ZM40 255V254H39ZM49 255V254H48ZM193 255V254H192ZM14 256H16V253H15V255ZM24 256V255H23ZM36 256V255H35ZM46 256V255H45ZM196 256V255H195ZM22 257V256H21ZM28 257V256H27ZM27 257H25L26 259H27ZM30 257V256H29ZM31 257H32V255H31ZM41 257V256H40ZM40 257H39V260H40ZM43 257V256H42ZM53 257H55L54 255H53ZM194 257V256H193ZM34 258H37V257H34ZM33 258V259H34ZM44 258V257H43ZM49 258V257H48ZM42 259V258H41ZM50 259H51V257H50ZM53 259V258H52ZM31 260H32V258H31ZM43 260V259H42ZM41 260V261H42ZM54 260V259H53ZM41 261H40V263L39 264H41ZM45 261V260H44ZM43 261V262H44ZM33 262H34V260H33ZM32 263V262H31ZM49 263V262H48ZM50 264V263H49Z\"/></svg>", "mask_w": 264, "mask_h": 264}]
</instances>
